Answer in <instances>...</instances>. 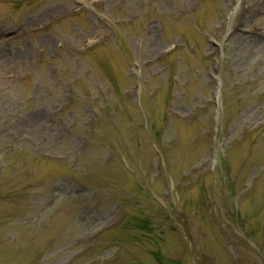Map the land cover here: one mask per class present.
<instances>
[{
  "label": "rangeland",
  "instance_id": "374dc122",
  "mask_svg": "<svg viewBox=\"0 0 264 264\" xmlns=\"http://www.w3.org/2000/svg\"><path fill=\"white\" fill-rule=\"evenodd\" d=\"M0 264H264V0H0Z\"/></svg>",
  "mask_w": 264,
  "mask_h": 264
}]
</instances>
